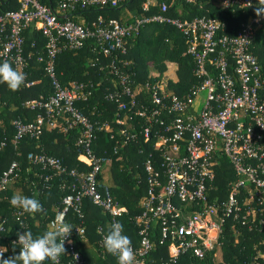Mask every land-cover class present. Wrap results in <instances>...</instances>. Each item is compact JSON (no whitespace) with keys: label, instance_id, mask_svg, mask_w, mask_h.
I'll use <instances>...</instances> for the list:
<instances>
[{"label":"built area","instance_id":"built-area-1","mask_svg":"<svg viewBox=\"0 0 264 264\" xmlns=\"http://www.w3.org/2000/svg\"><path fill=\"white\" fill-rule=\"evenodd\" d=\"M15 1L16 10L0 14V62L7 60L21 71L31 55L28 52L27 57L24 56L23 33L37 32L43 45L36 61L42 64L51 95L23 103V107L35 111V115L30 121L19 118L11 121L12 140L16 144L25 138H38L58 119L63 122V132H78L74 150L82 168H68L61 159L42 152L26 156L30 165L50 171L42 177L44 183L52 177L59 181L71 180L67 186H61L68 187L69 193L63 197L61 208L54 213L49 226L54 221H64L69 211L81 219L82 202L87 200L109 218L106 227L97 228V246L102 249L105 230H109L112 223H119L118 218L125 212L106 190L104 157L97 156L92 149L97 124H92L74 107L75 100L83 99L81 85L60 86L54 72L55 57L60 50L78 49L87 40L95 43L103 57H111L116 51L123 53L126 38L136 33L140 24L148 22L166 23L183 36L185 52L193 62V75L198 84L181 96L160 95L154 85L148 83L132 89L129 77L121 75L119 91L107 96L108 100L116 102L117 110L124 113L115 121L121 126V145L129 140L125 130L129 129L133 117L142 122L139 134L143 140L150 139L152 134V150L158 152L156 158L148 154L141 164L145 190L139 201V213L130 221L138 237L137 244L132 245L135 264H141L152 247L149 231L153 223L159 242L166 243L167 261L161 264L173 262L185 253L203 259L208 251L218 247V238L227 220L248 228L264 223V101L259 97L264 77L256 57L249 52L253 31L264 24V16L248 18L235 36H228L222 33L223 25L215 18L166 17L164 3L159 4L157 15L127 25L118 19L101 17L89 24L59 22L58 14L37 0ZM122 1L58 0L56 10L60 14L75 9L101 10L114 8ZM178 1L194 3V0ZM252 2L218 0V6L244 9L250 8L248 5ZM153 3L154 0H145L142 10ZM30 48H36V44L31 42ZM109 65L113 67L112 60ZM32 85L33 82L24 83L26 88ZM165 112L172 117L164 125L161 114ZM101 128H108L105 121L99 124L98 129ZM113 152L116 153V147ZM217 152L228 159L235 179L228 184L222 202L210 203L207 188L213 177V158ZM18 170V162L13 160L1 171L0 193L15 181ZM2 231L0 225V233ZM73 232L64 243L63 257L68 260L65 263L60 257L59 264H85L73 240L74 236L83 238V229L75 228ZM17 239L11 244L20 248ZM110 255L118 263L117 257Z\"/></svg>","mask_w":264,"mask_h":264},{"label":"trees","instance_id":"trees-1","mask_svg":"<svg viewBox=\"0 0 264 264\" xmlns=\"http://www.w3.org/2000/svg\"><path fill=\"white\" fill-rule=\"evenodd\" d=\"M37 1L58 14L59 22L69 20L89 24L98 17L117 19L123 12L132 11L133 16L123 22L127 25L157 15L159 4L164 3L167 9L164 13L166 17L180 20L201 16L215 18L223 25L222 33L228 36H235L248 18L255 17V7L258 6L257 0H253L252 7L244 9L221 8L218 6V0H194L192 4L178 0H154V3L143 11L141 5L145 0H132L129 4L128 0H123L114 8L75 9L60 14L56 10L58 0ZM16 9L15 0H0V14ZM23 40L24 56L27 57L28 52H31V55L22 65L21 71L26 77L24 83L33 82V85L26 88L23 83L19 90L12 91L7 85L0 84V144H3L0 145V173L10 161H17L19 166L15 181L0 193V225L3 230L0 233V246L7 249L0 259L19 254V247L11 244L18 234L30 230L37 236L48 230L54 213L61 208L63 197L69 193L68 187H61L71 182L69 178L59 181L58 178L52 177L49 182L44 183L42 177L50 174V171L30 165L27 154L42 152L61 159L68 168H82L74 150L78 132H63L61 119H58L50 130L42 131L38 138H25L16 144L12 140L11 121L16 118L30 121L35 115V111L27 110L23 103L33 99H46L51 95L49 80L44 75L42 64L36 61L41 55L43 39L34 31L24 32ZM31 42L36 44V48H30ZM249 52L256 57L264 77V24L253 31ZM111 60L113 67L109 65ZM148 63L155 69L153 75L147 67ZM193 68V62L185 52L183 36L174 27L157 22L140 24L137 32L126 38L123 53L116 51L111 57H103L95 43L87 40L78 49L60 50L55 57L54 72L60 86L69 88L71 85H81L83 99L75 100L74 107L92 124H97L92 149L97 156L105 159L103 170H107L110 177L106 190L113 201L125 209L118 219L123 225V234L130 238L133 246L137 244L138 237L130 221L139 213V201L145 190V175L141 164L148 154L151 153L156 158L158 152L152 150V134L150 139L143 140L139 134L142 122L133 117L129 121V129L125 130L129 140L125 145H121V126L115 121L120 120L124 113L117 110L116 102L108 100L107 96L119 91L121 75L129 77L132 89L148 83L154 85L160 95L174 93L181 96L198 84L193 75ZM259 97L264 101V87L260 90ZM161 117L165 125L172 116L165 112ZM104 121L108 128L98 129L99 124ZM114 147L116 153L113 152ZM213 161V177L207 188L208 201L219 203L224 200L228 184L234 181L235 175L228 159L220 152L215 154ZM98 177L101 178L100 175ZM14 193L38 199L43 211L29 215L20 208L13 207L10 200ZM108 219L99 208L87 200L82 202L81 219L71 211L66 213L64 222L74 227L72 234L75 228L83 229V238L74 236L73 240L85 264H118L105 248L97 246V228L106 227ZM231 225L233 229H230ZM149 234L152 247L141 264L166 262V243L159 242L155 223L150 225ZM217 252H220V259L214 260ZM61 260L66 263L68 259L61 256ZM44 264L50 263L45 261ZM167 264H264V223H255L248 228L227 220L218 238V247L208 251L203 259L198 260L185 253Z\"/></svg>","mask_w":264,"mask_h":264},{"label":"clouds","instance_id":"clouds-1","mask_svg":"<svg viewBox=\"0 0 264 264\" xmlns=\"http://www.w3.org/2000/svg\"><path fill=\"white\" fill-rule=\"evenodd\" d=\"M257 4L254 14L258 17L264 16V0H257ZM248 7L252 5L249 4ZM25 78V74L14 69L9 61L0 63V84L7 85L12 91H17ZM10 204L29 215L43 211V206L38 199L20 193L13 194ZM73 228L63 220H58L54 221L48 230L37 236H34L32 231L25 230L22 234H18L16 241L20 245L19 254L0 259V264H44L46 260H50L52 264H59V258L66 251L65 240ZM123 231L121 223L109 225V230L103 238V246L109 254L117 257L118 264H135L132 242L127 235L123 234ZM6 251V248L0 247V258Z\"/></svg>","mask_w":264,"mask_h":264},{"label":"rangeland","instance_id":"rangeland-1","mask_svg":"<svg viewBox=\"0 0 264 264\" xmlns=\"http://www.w3.org/2000/svg\"><path fill=\"white\" fill-rule=\"evenodd\" d=\"M133 14H134V12H132V11L131 12H127L126 11V12H123V14L119 15L117 19L119 21H121V22H125L128 18L132 17ZM147 67L151 71V74L153 75L155 73V69H154L153 65L151 63H148ZM106 171L107 170H105V169L103 170V179H104L103 182H105L107 185H109L110 184V177H109V174ZM104 172H105V174H104ZM220 256H221L220 252H217L216 253V258H214V260H219Z\"/></svg>","mask_w":264,"mask_h":264},{"label":"water","instance_id":"water-1","mask_svg":"<svg viewBox=\"0 0 264 264\" xmlns=\"http://www.w3.org/2000/svg\"><path fill=\"white\" fill-rule=\"evenodd\" d=\"M131 1H132V0H128V1H127V4H129ZM64 18H66V16H65Z\"/></svg>","mask_w":264,"mask_h":264},{"label":"crops","instance_id":"crops-1","mask_svg":"<svg viewBox=\"0 0 264 264\" xmlns=\"http://www.w3.org/2000/svg\"><path fill=\"white\" fill-rule=\"evenodd\" d=\"M107 185V184H106Z\"/></svg>","mask_w":264,"mask_h":264}]
</instances>
